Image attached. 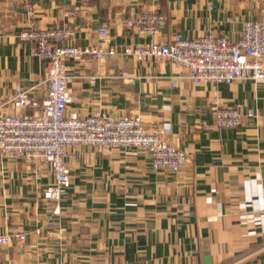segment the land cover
Returning <instances> with one entry per match:
<instances>
[{"label": "crops", "instance_id": "obj_1", "mask_svg": "<svg viewBox=\"0 0 264 264\" xmlns=\"http://www.w3.org/2000/svg\"><path fill=\"white\" fill-rule=\"evenodd\" d=\"M129 8L162 12L165 24L152 35L127 28L119 20ZM263 10L264 0H0V113L16 111L17 84L33 87L38 100L46 91L45 63L20 30L68 24V42L82 46L96 45L106 25L117 55L66 61L69 111L139 114L187 155L173 175L153 169L142 150L78 145L55 209L43 198L48 165L34 173L0 154V234L25 233L0 244V264H264V81L192 82L167 60L121 54L175 33L234 40ZM211 99L239 108V125L214 126Z\"/></svg>", "mask_w": 264, "mask_h": 264}, {"label": "built area", "instance_id": "obj_2", "mask_svg": "<svg viewBox=\"0 0 264 264\" xmlns=\"http://www.w3.org/2000/svg\"><path fill=\"white\" fill-rule=\"evenodd\" d=\"M119 24L152 35L164 26L165 16L155 10L139 12L129 8ZM73 35L74 29L68 24L29 27L17 33L20 40L33 44L35 55L44 61L46 91L38 100L33 87L15 85L16 111L0 113V154L24 162L34 173H38L41 163L47 164L50 181L43 189V198L53 202L55 209L70 182L67 158L78 145L97 151L142 150L153 169L181 174L187 163L186 153L168 142L163 131L148 129L139 114L115 117L106 112L80 115L69 111L72 100L69 84L73 76L68 72L66 61L83 58L102 61L118 53L110 43L106 25L97 28L96 45L72 44L68 40ZM121 54L137 61L167 60L182 70L179 77L192 82L230 83L238 79L257 85L264 81V10L260 19L244 21L234 40L212 34L183 37L175 33L167 42L125 45ZM171 85H176L174 79ZM38 105L40 109L35 115L20 110ZM209 107L216 127H236L241 122L243 113L235 106L221 105L217 99H211ZM247 116H253V112L247 111ZM24 238V232L0 234V244H12Z\"/></svg>", "mask_w": 264, "mask_h": 264}]
</instances>
